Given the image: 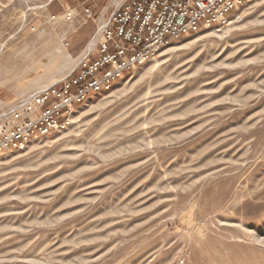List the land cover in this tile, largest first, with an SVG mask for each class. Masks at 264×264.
<instances>
[{
    "label": "rangeland",
    "instance_id": "374dc122",
    "mask_svg": "<svg viewBox=\"0 0 264 264\" xmlns=\"http://www.w3.org/2000/svg\"><path fill=\"white\" fill-rule=\"evenodd\" d=\"M122 1L0 0V111L67 77ZM230 21L0 153V264H264V0Z\"/></svg>",
    "mask_w": 264,
    "mask_h": 264
},
{
    "label": "built area",
    "instance_id": "2783aa9c",
    "mask_svg": "<svg viewBox=\"0 0 264 264\" xmlns=\"http://www.w3.org/2000/svg\"><path fill=\"white\" fill-rule=\"evenodd\" d=\"M259 0H124L98 23L84 57L65 78L0 111V153L22 152L34 137L64 128L91 96L152 60L158 51L202 28H222ZM88 16L93 12L86 9Z\"/></svg>",
    "mask_w": 264,
    "mask_h": 264
}]
</instances>
